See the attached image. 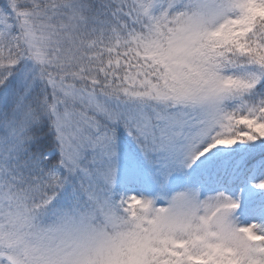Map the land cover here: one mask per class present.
Segmentation results:
<instances>
[{
  "label": "snow or ice",
  "instance_id": "1",
  "mask_svg": "<svg viewBox=\"0 0 264 264\" xmlns=\"http://www.w3.org/2000/svg\"><path fill=\"white\" fill-rule=\"evenodd\" d=\"M0 264H264V0H0Z\"/></svg>",
  "mask_w": 264,
  "mask_h": 264
}]
</instances>
